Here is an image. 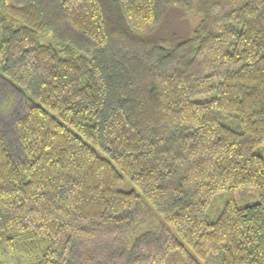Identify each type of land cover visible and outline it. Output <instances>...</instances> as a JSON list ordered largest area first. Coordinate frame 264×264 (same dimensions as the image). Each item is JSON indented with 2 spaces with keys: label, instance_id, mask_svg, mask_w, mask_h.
I'll list each match as a JSON object with an SVG mask.
<instances>
[{
  "label": "trees",
  "instance_id": "1",
  "mask_svg": "<svg viewBox=\"0 0 264 264\" xmlns=\"http://www.w3.org/2000/svg\"><path fill=\"white\" fill-rule=\"evenodd\" d=\"M7 257L264 264V0H0Z\"/></svg>",
  "mask_w": 264,
  "mask_h": 264
},
{
  "label": "rangeland",
  "instance_id": "2",
  "mask_svg": "<svg viewBox=\"0 0 264 264\" xmlns=\"http://www.w3.org/2000/svg\"><path fill=\"white\" fill-rule=\"evenodd\" d=\"M178 16L180 19L186 20V22L184 23V28L181 31H179V33L185 31V29L187 30V28H186L187 23L193 24L195 21L194 18L187 16V15H185L187 17L181 16L180 14L175 15V17H178ZM169 24L170 25L172 24V20H171V22H169ZM173 24H182V23H179V20H178V23L174 21ZM40 41L42 43H45V44H52V42H53V40L49 34L41 35ZM122 188L124 190H129L132 187L129 185L128 182H125L122 185ZM133 215H134L135 220L137 221V226L134 228V234L135 235L139 234L140 232H152L153 233V237H152L153 239L152 240L150 239V242L145 244L144 248L146 250L149 249L151 252H156V251L161 250L163 247L164 239H165L166 235L168 234L169 228L167 226H165L157 218V216L154 214V212L152 211V209L150 208V206L144 200L143 197L139 196V198L137 199V203L135 205ZM2 260L5 261L4 264H24L25 263L22 261L15 260L12 257H7L6 259L2 258ZM163 264H181V263L177 260L176 261L171 260V261H168V262L163 263Z\"/></svg>",
  "mask_w": 264,
  "mask_h": 264
}]
</instances>
